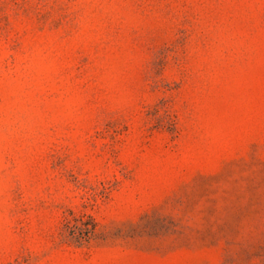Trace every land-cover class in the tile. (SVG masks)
Masks as SVG:
<instances>
[{
    "label": "rangeland",
    "instance_id": "374dc122",
    "mask_svg": "<svg viewBox=\"0 0 264 264\" xmlns=\"http://www.w3.org/2000/svg\"><path fill=\"white\" fill-rule=\"evenodd\" d=\"M0 264H264V0H0Z\"/></svg>",
    "mask_w": 264,
    "mask_h": 264
}]
</instances>
